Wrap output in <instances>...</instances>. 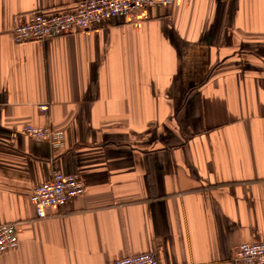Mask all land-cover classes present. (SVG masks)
<instances>
[{"label": "crops", "instance_id": "crops-1", "mask_svg": "<svg viewBox=\"0 0 264 264\" xmlns=\"http://www.w3.org/2000/svg\"><path fill=\"white\" fill-rule=\"evenodd\" d=\"M78 1L0 0V223L18 236L0 264H234L264 241V0H175L13 40ZM28 123L65 146L11 136ZM55 170L84 194L37 219L31 189Z\"/></svg>", "mask_w": 264, "mask_h": 264}, {"label": "built area", "instance_id": "built-area-1", "mask_svg": "<svg viewBox=\"0 0 264 264\" xmlns=\"http://www.w3.org/2000/svg\"><path fill=\"white\" fill-rule=\"evenodd\" d=\"M175 0H80L74 11L45 14L35 12L27 22L12 28L16 43L46 41L63 34L83 31L117 17H133L142 7L171 6ZM48 103L38 105L46 114ZM26 135L37 142H45L52 150L59 151L65 146V135L51 124H23L11 133ZM84 182L78 173L53 171L50 180L36 184L31 189L30 202L37 219L46 216L49 207L62 208L75 197L84 194ZM18 247L16 223H0V255ZM234 264H264V241L245 242L237 245L233 255ZM108 264H158L154 253L129 254L110 261Z\"/></svg>", "mask_w": 264, "mask_h": 264}]
</instances>
